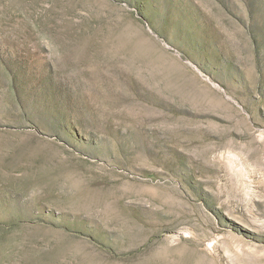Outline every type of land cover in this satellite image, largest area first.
<instances>
[{"label": "rangeland", "instance_id": "374dc122", "mask_svg": "<svg viewBox=\"0 0 264 264\" xmlns=\"http://www.w3.org/2000/svg\"><path fill=\"white\" fill-rule=\"evenodd\" d=\"M0 264H264V0H0Z\"/></svg>", "mask_w": 264, "mask_h": 264}]
</instances>
